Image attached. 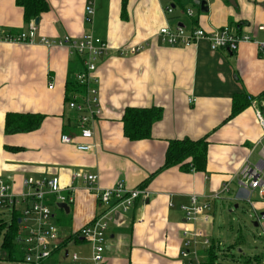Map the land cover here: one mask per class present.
<instances>
[{
	"label": "crops",
	"instance_id": "1",
	"mask_svg": "<svg viewBox=\"0 0 264 264\" xmlns=\"http://www.w3.org/2000/svg\"><path fill=\"white\" fill-rule=\"evenodd\" d=\"M47 1L49 10L39 16L37 36L78 38L92 30L109 47L107 54L96 60L102 113L94 123L93 139L75 137L76 142H91L95 147L88 152L76 151L59 139L62 133L76 131L75 113L66 107L64 95L66 83L80 70L79 59L63 45L0 42V177L4 175L18 194L25 191V177L40 180L57 176L59 184L65 186L71 173L79 169L96 173L103 189L119 180L132 189L148 178L142 185L148 197L137 199L109 225L105 264H182V233L192 227L185 222L180 205L188 204L191 194L201 202L230 181L229 192L211 201V215L216 206L232 213L245 203L243 197L248 192L235 181V175L247 156L256 159L260 147L255 110L264 112V57L251 41L240 43L234 52L212 51L204 39L187 47L166 45L156 36L157 31L164 25L206 31L228 25L262 41L264 31L257 27L264 25V0H205L207 10L195 6L197 12L188 18L171 0H95L92 24L85 21L86 0ZM166 6L172 9L168 15L163 12ZM0 26L26 29L15 0H0ZM137 44L146 46L133 55H119L118 49ZM236 93L250 95L254 101L231 115ZM127 106L161 108V117L152 124L149 137L130 140L123 134L121 118ZM9 111L45 116L36 130L6 134L4 117ZM203 136L208 141L204 172L182 171L178 166L160 168L168 140ZM7 146L19 149L12 151ZM76 186L67 211L57 210V219L67 224L63 234L76 232L101 210L91 192L81 183L76 182ZM250 195L253 224L264 237V192L259 195L254 190ZM228 223L234 232V225ZM203 229L209 242L220 247L221 241L215 243L213 238L212 222ZM238 242L237 238L225 247L235 248ZM70 245L87 254L84 243ZM222 250L223 246L215 264L220 257L229 259L232 255L228 251L223 255ZM197 252L202 258L199 249ZM239 252L238 259L232 256L236 264L252 259V264H259L258 255L241 248Z\"/></svg>",
	"mask_w": 264,
	"mask_h": 264
},
{
	"label": "built area",
	"instance_id": "2",
	"mask_svg": "<svg viewBox=\"0 0 264 264\" xmlns=\"http://www.w3.org/2000/svg\"><path fill=\"white\" fill-rule=\"evenodd\" d=\"M95 0H86L85 21L92 24L95 12ZM172 11L170 6L163 9L167 15ZM187 16L192 17L191 8L185 9ZM37 25L31 20L26 29L11 32L0 26V42L10 44H35L38 42L44 46H65L70 55L82 57L83 67L74 74V80L85 87L82 94L73 95L67 102V107L75 113V134L62 133L60 142L69 144L76 151L88 152L95 147L91 142H76L75 137L92 140L94 136V123L102 110L98 99L97 77L95 76L96 60L107 54L108 45L104 40L95 37L92 30L81 37L74 38L64 36L62 38H47L37 36ZM264 31V25L257 27ZM160 41L169 46H191L199 40L207 41L210 50H227L234 52L242 42H253L257 45L258 53L264 57V39L255 41L247 34L237 33L228 25L215 30L206 31L200 27L186 29L183 25H164L157 31ZM145 44H137L118 49L121 56L133 55L142 51ZM49 88H52L50 83ZM254 101L253 99L250 100ZM255 118L260 127L259 151L255 160L249 156L245 158L235 175V181L244 188L248 194L243 197L251 204L250 192L257 190L259 195L264 192V112L255 110ZM250 155V153H249ZM77 183H81L85 189L91 192L101 206L98 215L88 224L70 234L61 233L55 220V213L47 203L49 197H53L54 203L69 204ZM229 182L225 181L218 191L207 195L199 202L196 194L189 196V203L180 205L184 214V220L192 229L183 230L180 257L182 260L194 261L202 264L197 250L208 247L210 244L203 225L209 223L211 201L219 199L229 192ZM25 191L15 193L8 182L0 177V210H6L10 216L12 212L19 214L17 242L23 252V259L13 264H105L104 253L106 233L111 223L117 220L119 215L129 210L139 198H147L148 192L142 187L127 188L123 181H117L114 186L101 188L98 184L96 173L75 170L71 173L69 183L65 186L59 184L57 176L44 179L25 177L22 180ZM49 196V197H48ZM48 197V198H47ZM69 240L67 241V237ZM84 243L87 254L69 249L68 244ZM68 251V252H67Z\"/></svg>",
	"mask_w": 264,
	"mask_h": 264
},
{
	"label": "trees",
	"instance_id": "3",
	"mask_svg": "<svg viewBox=\"0 0 264 264\" xmlns=\"http://www.w3.org/2000/svg\"><path fill=\"white\" fill-rule=\"evenodd\" d=\"M199 1L200 0H171L174 6H177L182 10H185V8L189 5L199 8ZM15 4L22 9V18L26 26L31 20H34L42 13L49 10V3L47 0H15ZM10 31L17 32L15 30ZM73 56L79 59L81 69L83 67L82 57L77 54ZM84 90L85 87L78 84L74 79L72 82L66 83L64 95V102L66 105L73 95L82 94ZM262 94L264 96V91ZM251 99H253V97L250 95L236 93L232 97L231 115L243 110L251 102ZM44 116V114L39 112H6L4 117V132L6 134H15L32 131L40 126ZM160 117L161 108L159 107L127 106L124 108L121 118L123 124V134L130 140L147 138L150 136L152 124ZM207 146L208 141L206 136L197 139L184 137L181 139L168 140L163 163L160 168L178 166L182 171L204 172L207 163ZM6 148L12 151L19 149V147L16 146H7ZM147 181L148 178L142 182L140 187H142V185ZM47 203L52 205L54 210H61V208H58L56 203H54L52 196L48 198ZM18 218L19 214L17 212H12L8 222L0 219V232L4 229L0 248L4 252L5 259L13 262H18L23 259V252L18 245L16 237L19 229ZM55 220L56 222H60L57 219V216H55ZM61 223L64 224L65 222ZM69 237L70 236L67 237V241L69 240ZM230 248V246L225 247V250H222L221 254L226 255L225 251H228L229 253ZM219 249L220 247L216 246L212 242L208 245V247L200 248L199 251L203 254L201 258L202 264H215L219 256ZM232 256L234 255H230L229 258L234 260ZM182 264H191V261L183 260ZM192 264L196 263L192 261Z\"/></svg>",
	"mask_w": 264,
	"mask_h": 264
},
{
	"label": "rangeland",
	"instance_id": "4",
	"mask_svg": "<svg viewBox=\"0 0 264 264\" xmlns=\"http://www.w3.org/2000/svg\"><path fill=\"white\" fill-rule=\"evenodd\" d=\"M190 8H192L191 9L192 13L195 15V13L197 12V10L195 9L196 7L191 5ZM176 11L178 12L179 10L176 9ZM181 13L183 14L184 17L188 18L187 15H184L182 10H181ZM232 58H234V56ZM66 107H67V105H66ZM68 110L71 111V109H69V108H68ZM68 110H67V112H68ZM36 129H34V130H36ZM29 132H31V131H29ZM3 176L4 175H1V178L4 180L5 177H3ZM12 190H13V187H12ZM225 194H223V196ZM244 202L245 203L241 204L237 209H232L233 210L232 213H227L226 208L225 209L216 208L217 207L216 206L212 210V214H213V216H212L211 210H210L209 223L212 222V224H213V228H214L213 238H214L215 243H217V241L223 242V243L220 242V244H219L220 250H221L222 246L225 249L226 245H228L230 242H233L234 240H236L238 238L240 240V242L237 243L238 246L235 248H231L229 250V252L234 254V256L236 258L237 257L239 258L238 253H240L239 248H241L245 252L247 251L248 254H251L254 256L258 255L259 256V264H264V255H263L264 254V237L259 234L258 227H255L253 224V218L255 216V212H253L251 210V208L249 207V204L246 201H244ZM52 209H54V208H52ZM54 213H55V216H57L56 210H54ZM212 217H214V223H213ZM0 219H3V220L8 222L10 220L9 212L6 210H3V211L0 210ZM229 221H231L232 227H233V225L235 227L234 232H231L229 230V228L231 227L228 223ZM57 225H58V227H60V229L63 228V231H61L62 233H67L66 230L64 229L65 226H67V224L65 225L61 222H57ZM3 233H4V229L0 232V245H1L2 237H3ZM67 247L69 249H73V247L70 244H68ZM224 261H227L226 264H236L235 259L234 260H231L230 258L226 259V257H220L216 264L225 263ZM253 261L254 260L252 259L251 261H247L244 264H252ZM0 264H13V261H8L5 259L4 252L1 248H0ZM253 264H255V263H253Z\"/></svg>",
	"mask_w": 264,
	"mask_h": 264
},
{
	"label": "water",
	"instance_id": "5",
	"mask_svg": "<svg viewBox=\"0 0 264 264\" xmlns=\"http://www.w3.org/2000/svg\"><path fill=\"white\" fill-rule=\"evenodd\" d=\"M199 5H200V10L201 11H206L207 10V6H206V1L205 0H200L199 1ZM33 21H34V24L37 25L38 24V21H39V17H36ZM56 206L58 208H62L64 210H66V211L68 209V205L66 203H62V202L59 203L58 202V203H56Z\"/></svg>",
	"mask_w": 264,
	"mask_h": 264
},
{
	"label": "bare ground",
	"instance_id": "6",
	"mask_svg": "<svg viewBox=\"0 0 264 264\" xmlns=\"http://www.w3.org/2000/svg\"><path fill=\"white\" fill-rule=\"evenodd\" d=\"M68 252V251H67ZM199 257V256H198Z\"/></svg>",
	"mask_w": 264,
	"mask_h": 264
}]
</instances>
